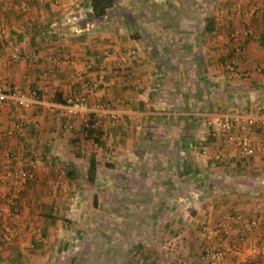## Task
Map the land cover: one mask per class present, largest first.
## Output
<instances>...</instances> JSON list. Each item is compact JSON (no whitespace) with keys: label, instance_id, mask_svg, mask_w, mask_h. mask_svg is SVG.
I'll list each match as a JSON object with an SVG mask.
<instances>
[{"label":"crops","instance_id":"0c3cea01","mask_svg":"<svg viewBox=\"0 0 264 264\" xmlns=\"http://www.w3.org/2000/svg\"><path fill=\"white\" fill-rule=\"evenodd\" d=\"M179 1L115 0L94 17L89 0H0V89L115 111L84 120L0 107V164L9 150L14 169L28 167L31 143L39 158L17 199L25 230L0 245V264H85V249L118 253L108 226L111 242L63 248V215L90 226L98 215L123 216V235L133 221L130 231L144 238L131 232L110 264L139 255L135 264H205L214 241L205 232L234 213L262 221L249 231L233 223L231 239L246 237L242 253L264 242V124L245 130L250 155L205 124L233 109L264 115V0ZM84 127L101 131L95 142Z\"/></svg>","mask_w":264,"mask_h":264},{"label":"built area","instance_id":"2783aa9c","mask_svg":"<svg viewBox=\"0 0 264 264\" xmlns=\"http://www.w3.org/2000/svg\"><path fill=\"white\" fill-rule=\"evenodd\" d=\"M120 60L128 64L129 57L122 55ZM230 71H234L232 64L228 65ZM11 104L14 107L29 108L32 105L40 106L47 111L61 110L67 119L79 117L86 119L89 114L112 119L115 111L106 103L89 107L83 98L67 99L63 103H56L45 99L34 90L20 91L18 89H0V107ZM264 124V115L252 113L245 109H233L224 112H215L208 115L205 124L210 127L212 136H224L225 141L233 143L244 155H250L253 147L245 130L254 125ZM224 146L226 144L224 143ZM28 167L19 165L17 169L12 167L13 154L5 150L0 164V245L20 242L25 230V222L17 204L22 186L33 176L32 168L38 163L34 144L27 148ZM216 157H223L218 151ZM240 223L245 231L255 228L262 221L257 218L244 219L242 215L234 213L227 219L220 220L216 226L205 232V238H213V245L208 246L203 254L205 264H224L227 255L237 257L234 264H260L264 260V242L249 243L246 252H241V244L246 237L241 234L231 239L233 223Z\"/></svg>","mask_w":264,"mask_h":264},{"label":"rangeland","instance_id":"374dc122","mask_svg":"<svg viewBox=\"0 0 264 264\" xmlns=\"http://www.w3.org/2000/svg\"><path fill=\"white\" fill-rule=\"evenodd\" d=\"M205 2H208V1H206V0H180L178 3H180V4H186V3L194 4L195 3V4H198L200 7ZM168 3H170V2H168ZM140 14H142V13H140ZM182 14H184V12H180V15H182ZM196 15H198L197 18H198V20H200L201 16H202L201 15V9H199L198 12H196ZM111 216H112V219L110 220L109 217H111ZM103 217H104V219H103ZM122 217H120L118 220L117 215H109V216L108 215H98V217L95 220L96 223L99 224L97 230H100V229H102V230L97 235V234H95V229H96L97 224L95 226L87 225V223L82 224V225H72L70 223V221H71L70 218H65V215H63L61 217V230L63 231V234L61 237H59L63 243V245L62 244L61 245L63 248L65 246H69V245H76L77 248L81 247V246L88 247L89 245H96L97 243L98 244L99 243H101V244L105 243L106 239H104V238H107V242H111V239H113L112 235L108 234V235L104 236V234H107V232H106L107 227L106 226H108V229L112 228V231L114 233L113 235H115L114 236V238H115L114 243H117L116 245L118 248V251H117L118 253H115L114 255L113 254L110 255L109 253H107L105 251H100L98 249H97V251L96 250H89V248H88V250L85 249L84 253H81V254L78 253V255H82L85 257V259L88 260V262L85 264H97L96 262H99L98 264H110L108 262L111 261L110 259L112 258V256L114 258L113 260H115L117 262L118 260L122 259L119 255L120 254L119 250H122V249L119 247H122V245L124 243H127L129 241V236L131 235V232L133 234V231H135V230L130 231V228H129L130 225L133 224V221L126 219L125 225H127L128 228H127V230L125 229L126 230L125 235H123V233H124V231H123L124 220H122ZM124 218H126V217H124ZM24 222H25V220H24ZM108 223H111V224L109 225ZM100 224H103V225H100ZM64 231H66V232H64ZM38 237L41 238L42 233L39 234ZM143 238H144L143 235L138 236L135 234H133V236L130 237V239L132 241L133 240L137 241V239L140 240ZM159 242H161V241H159ZM213 242L211 245H213ZM32 248H31V250H29L27 252L31 253ZM102 248L106 249L105 246H102ZM29 249H30V247H29ZM77 251H79V250H77ZM68 252L66 254L73 255L70 252V249ZM142 256L143 255H139L136 257L134 256L133 259H131V263L132 264L137 263V261H139V258H141Z\"/></svg>","mask_w":264,"mask_h":264},{"label":"trees","instance_id":"16d2710c","mask_svg":"<svg viewBox=\"0 0 264 264\" xmlns=\"http://www.w3.org/2000/svg\"><path fill=\"white\" fill-rule=\"evenodd\" d=\"M115 0H89V6L94 17H100L105 14L108 8L114 4ZM133 14V13H132ZM259 45L264 47V29L259 33ZM91 124L90 121L88 125ZM85 135L93 142L100 136L101 131L93 130L92 128H83Z\"/></svg>","mask_w":264,"mask_h":264}]
</instances>
